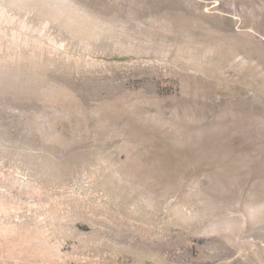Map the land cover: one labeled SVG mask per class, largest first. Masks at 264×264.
<instances>
[{"label": "rangeland", "instance_id": "1", "mask_svg": "<svg viewBox=\"0 0 264 264\" xmlns=\"http://www.w3.org/2000/svg\"><path fill=\"white\" fill-rule=\"evenodd\" d=\"M0 264H264V0H0Z\"/></svg>", "mask_w": 264, "mask_h": 264}, {"label": "built area", "instance_id": "2", "mask_svg": "<svg viewBox=\"0 0 264 264\" xmlns=\"http://www.w3.org/2000/svg\"><path fill=\"white\" fill-rule=\"evenodd\" d=\"M3 260H5V258H2ZM1 258H0V260H2Z\"/></svg>", "mask_w": 264, "mask_h": 264}]
</instances>
